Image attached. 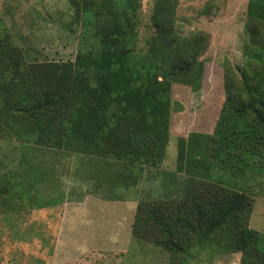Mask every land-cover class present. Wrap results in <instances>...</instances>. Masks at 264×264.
<instances>
[{
	"label": "rangeland",
	"instance_id": "obj_1",
	"mask_svg": "<svg viewBox=\"0 0 264 264\" xmlns=\"http://www.w3.org/2000/svg\"><path fill=\"white\" fill-rule=\"evenodd\" d=\"M249 1L0 0V264H244L247 228L263 263L264 123L216 142L227 69L264 99ZM186 48L193 85L172 71ZM236 193L245 208L207 230Z\"/></svg>",
	"mask_w": 264,
	"mask_h": 264
},
{
	"label": "trees",
	"instance_id": "obj_2",
	"mask_svg": "<svg viewBox=\"0 0 264 264\" xmlns=\"http://www.w3.org/2000/svg\"><path fill=\"white\" fill-rule=\"evenodd\" d=\"M127 3H132L133 0H125ZM137 1V0H136ZM259 0H250L249 1V13L252 16H261L263 18V15L261 14V10L259 8ZM161 4L158 2L157 7L155 9V13L153 16L154 20V27L158 30L159 34L162 35V37L166 38L165 32L167 31V24L165 23V26L162 21L164 19V8L160 6ZM160 44H163L162 41ZM188 49L189 53H187L186 57L182 59V63L180 65H174L172 67V71L174 74H183L185 78H187V82H190V84H196L197 83V76L198 72H193L195 69V66L198 64L195 62L196 60H189L191 51L194 50V48H186ZM69 69V67H68ZM226 81H225V89H226V101L222 108L221 116L219 118V121L217 123L216 129H217V136H216V142L220 143L221 147H224V149L228 150V146L230 145V142L234 143V135H236L239 130H241V127H243L244 130L247 128H251L252 121L248 118V115L253 114V116L257 117L260 121L264 123V99L262 96H258L260 93L259 89L254 88L249 82L245 81V89L246 93H244L243 90L239 89L234 80V71L232 69L226 70ZM245 95V96H244ZM63 98L56 93L55 91L48 93L47 97H43V100H40L37 104L38 110L41 114L46 115L44 110H49L51 107H56ZM40 115V114H38ZM237 125H240V128L238 129ZM228 141V142H227ZM243 194L236 193L235 195H226L223 196V198L218 201H216V207H215V215L212 213L211 219L212 221L210 223H207L205 228L207 230H214L215 225H219L222 221H225L226 216L228 214H232L233 211H242L246 206V201L244 200ZM211 209H203L201 206L197 204V212L199 215V218L202 220L205 216L211 214ZM210 210V211H209ZM199 220V223L200 221ZM163 228H167L168 233L170 234V238L168 239V246L174 245V247L177 250H183L184 245L180 240H175L173 238V231L169 230V227L167 226V223L164 219V221L161 222ZM203 224V221L199 224V231H201V226ZM191 229L196 230V226L194 224V227L192 223H188ZM203 230V227H202ZM202 232V231H201ZM256 235V239H260V236L257 231L247 228L246 235L243 237V241L246 242V245H243L240 249L245 252L244 256V264H247L249 253L251 247H249V242H252L256 239L251 238ZM264 264V261L263 263Z\"/></svg>",
	"mask_w": 264,
	"mask_h": 264
}]
</instances>
